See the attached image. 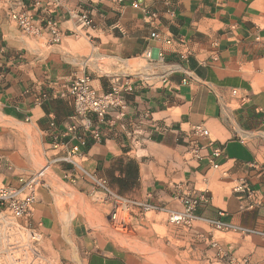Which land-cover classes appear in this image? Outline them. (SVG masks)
<instances>
[{"label":"crops","instance_id":"1","mask_svg":"<svg viewBox=\"0 0 264 264\" xmlns=\"http://www.w3.org/2000/svg\"><path fill=\"white\" fill-rule=\"evenodd\" d=\"M82 75L99 93L117 80L130 90L123 107L92 115L99 136L77 166L54 159L74 143L67 89ZM50 161L29 224L65 255L68 235L76 259L64 264H158L79 216L66 226L77 195L158 215L199 198L202 227L183 233L201 264H264V0H0V186ZM241 182L250 194L233 190Z\"/></svg>","mask_w":264,"mask_h":264},{"label":"built area","instance_id":"2","mask_svg":"<svg viewBox=\"0 0 264 264\" xmlns=\"http://www.w3.org/2000/svg\"><path fill=\"white\" fill-rule=\"evenodd\" d=\"M153 15V14H150ZM80 26H89L91 21L85 12L76 15ZM19 28L25 33L35 32L36 29L31 24V20L25 14H12ZM50 40L58 42L61 34L55 24L50 27ZM157 37L156 33L151 34ZM169 42V41H168ZM130 90L128 82L111 84L106 92H97L91 85L90 79L86 75L75 78L67 89L73 106V119L79 124L73 122L68 131L74 143L65 152L63 157L54 159L55 161L64 160L74 163V156L80 153V148L86 144V137L90 136L97 139L99 134L92 122V115L102 117L107 111L116 107H123L125 104L124 94ZM194 132L206 136L207 129L195 126ZM56 147V146H55ZM218 151V150H216ZM52 161L45 163L35 172L27 176H20L16 185L0 186V264H27L31 254L38 253L35 245L39 244L40 233L30 227L29 217L33 211V204L36 199L37 188L43 182L46 169ZM100 184V181H97ZM235 192H248L245 182L234 186ZM199 198H182L183 209L181 211L169 210L168 220L173 223L189 224L193 219V210L197 205ZM115 206L109 212L110 221L117 219L119 208H127L124 203L127 202L120 198L114 199ZM121 205V206H120ZM145 210L152 209L150 206H144ZM231 264V262H230ZM242 264H248L243 261Z\"/></svg>","mask_w":264,"mask_h":264},{"label":"rangeland","instance_id":"3","mask_svg":"<svg viewBox=\"0 0 264 264\" xmlns=\"http://www.w3.org/2000/svg\"><path fill=\"white\" fill-rule=\"evenodd\" d=\"M124 204L128 207H120L117 219L110 221L108 215L115 206L114 200L106 204L96 196L77 195L71 202L72 210L62 219L68 226L72 216H79L91 230L105 231L125 249L158 264H201L202 259L196 252L199 243L195 237H192L193 243H190L189 239L185 240L183 233V227L199 229L202 227L201 223L191 221L189 224H176L168 220L166 213L158 215L154 210H141L136 206ZM197 236V239H201L199 233ZM64 237L71 247L67 251V255L71 257L50 246L46 248L39 242L35 245L38 253L31 254L27 264H64L69 258L76 259L74 244L67 234H64ZM230 262V259H225L224 263Z\"/></svg>","mask_w":264,"mask_h":264}]
</instances>
